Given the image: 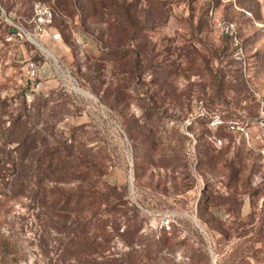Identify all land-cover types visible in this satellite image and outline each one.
I'll use <instances>...</instances> for the list:
<instances>
[{"label": "rangeland", "instance_id": "374dc122", "mask_svg": "<svg viewBox=\"0 0 264 264\" xmlns=\"http://www.w3.org/2000/svg\"><path fill=\"white\" fill-rule=\"evenodd\" d=\"M0 4V264H264V0Z\"/></svg>", "mask_w": 264, "mask_h": 264}, {"label": "built area", "instance_id": "2783aa9c", "mask_svg": "<svg viewBox=\"0 0 264 264\" xmlns=\"http://www.w3.org/2000/svg\"><path fill=\"white\" fill-rule=\"evenodd\" d=\"M0 15L6 16V11L1 6V4H0ZM56 35H58V36H54L55 39H57L60 36V34H56ZM35 72H36V67H35V65L33 63H31V68L29 69V73L31 75H34ZM257 124L260 127L264 128V110L259 113L258 118H257ZM227 125H228V128L230 130H234V131H237V132L242 133V134H247L248 133V130H247V126L248 125L245 124L244 122L239 121V120L229 121L227 123Z\"/></svg>", "mask_w": 264, "mask_h": 264}, {"label": "crops", "instance_id": "0c3cea01", "mask_svg": "<svg viewBox=\"0 0 264 264\" xmlns=\"http://www.w3.org/2000/svg\"><path fill=\"white\" fill-rule=\"evenodd\" d=\"M10 35V29H8L6 26H3L0 29V42H10V40H7V37Z\"/></svg>", "mask_w": 264, "mask_h": 264}, {"label": "bare ground", "instance_id": "6f19581e", "mask_svg": "<svg viewBox=\"0 0 264 264\" xmlns=\"http://www.w3.org/2000/svg\"><path fill=\"white\" fill-rule=\"evenodd\" d=\"M36 43H37L38 45H40L39 42H36ZM40 46H41V45H40ZM42 49H43L45 52H47L48 54L51 55V53H50L47 49H45V48H43V47H42Z\"/></svg>", "mask_w": 264, "mask_h": 264}, {"label": "trees", "instance_id": "16d2710c", "mask_svg": "<svg viewBox=\"0 0 264 264\" xmlns=\"http://www.w3.org/2000/svg\"><path fill=\"white\" fill-rule=\"evenodd\" d=\"M228 127V126H227ZM229 129V128H228Z\"/></svg>", "mask_w": 264, "mask_h": 264}]
</instances>
